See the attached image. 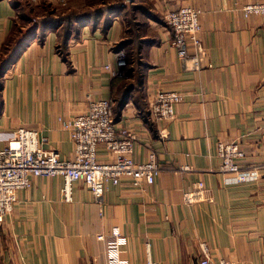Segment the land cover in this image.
<instances>
[{
    "label": "crops",
    "instance_id": "0c3cea01",
    "mask_svg": "<svg viewBox=\"0 0 264 264\" xmlns=\"http://www.w3.org/2000/svg\"><path fill=\"white\" fill-rule=\"evenodd\" d=\"M84 1H70L67 11H77ZM144 1L155 17L145 16L142 24L135 20L138 35L130 42L139 66L132 77L112 79L105 66L120 72L116 47L132 29L128 9L109 16L108 25L104 18L78 25L64 59L57 51L61 26L44 24L47 10H62L59 0H0V57L10 38L28 36L19 37L17 30L26 26L20 28L17 20L35 21L33 37L0 73V150L26 128L37 131L39 148L71 159L74 145L58 118L68 120L86 112L89 99L111 96L114 108L120 103L116 122L136 135L135 159L144 162L155 151L160 164L153 185L134 189L123 178L106 186L101 202L81 182L72 184L66 202L62 177L32 178L1 224L0 264H108L97 237L113 227L126 238L120 258L128 264H198L201 243L213 262L264 264V16L245 18L239 11L260 0ZM181 6L200 11L205 48L200 70L180 61L171 45L163 13ZM125 82L134 86L126 98ZM158 90L183 95L170 122H155L148 112ZM218 142H238L241 166L253 177L243 183L224 178ZM99 157L108 159L103 150ZM197 182L211 202L187 205L183 193Z\"/></svg>",
    "mask_w": 264,
    "mask_h": 264
},
{
    "label": "built area",
    "instance_id": "2783aa9c",
    "mask_svg": "<svg viewBox=\"0 0 264 264\" xmlns=\"http://www.w3.org/2000/svg\"><path fill=\"white\" fill-rule=\"evenodd\" d=\"M35 4L38 0H28ZM71 0H59L64 6ZM239 11L243 17L264 16V0L248 3ZM200 11L191 6H181L166 10L163 18L169 26L171 45L180 61L189 63L190 69L200 70L204 66L205 48L201 41ZM117 57L122 54L116 53ZM112 79L119 72L105 66ZM118 71V70H117ZM183 95L175 90L155 92L149 103L148 112L155 122L174 120V107L182 101ZM112 97L89 99L86 112L68 120L58 118L61 126L69 133L74 145L71 159L62 158L59 153L39 148L37 131L20 128L0 150V227L15 209L18 192L28 189L32 178L62 177L64 185L62 198L71 201L72 184L83 183L96 202H101L108 184L118 185L123 178L129 179L134 189H142L154 184L160 174V164L155 151L147 154L144 162L135 159L134 130L128 125L117 123L113 115ZM103 150L108 157L100 160ZM217 156L220 160L218 172L236 183L246 182L253 177V171L241 166L244 151L238 142H218ZM183 170L190 171L189 167ZM187 205L211 202L202 182H197L192 190L183 193ZM98 240L106 246L108 264H128L120 258L121 247L126 238L119 228L113 227L107 235H99ZM201 258L198 264H235L233 260L213 262L205 243H201ZM147 264H154L148 260Z\"/></svg>",
    "mask_w": 264,
    "mask_h": 264
},
{
    "label": "trees",
    "instance_id": "16d2710c",
    "mask_svg": "<svg viewBox=\"0 0 264 264\" xmlns=\"http://www.w3.org/2000/svg\"><path fill=\"white\" fill-rule=\"evenodd\" d=\"M72 1H74V0H72ZM68 3L64 7H67ZM143 4H144V0H133L132 2H128V3L126 2V0H85L83 2V4H80L78 6L77 11H71V10L67 11L66 8H61L62 10H60V11H58V13L56 12V14H54L53 12L48 13L49 10H47L48 14L46 13V15L44 16V24L47 27L61 26L60 34H61L62 40L60 42V45H58V47H57V51L65 59L66 54H64V52H65V48L67 46V42L70 38V35L75 32V29H76V27H78V25H83V24H86L88 22L99 23L102 20V18H104V20H103L104 23L106 25H108L110 23L109 16H111L114 13H118L120 11H124L127 9H128V13L130 14V17H131L130 21L128 19L127 20L129 21L130 26L132 28V29L130 28L131 31L130 32L128 31V34H130V36L132 37V40H136L137 35H138L137 34V29H138L137 26H140V25L136 24V21H138L140 24H142V21L144 22V19H146V18H144L145 16L150 15L151 17H155L149 11L150 6L149 5L143 6ZM141 32H142V30H141ZM33 33H34V30H33V26H32V29H30L26 34V35H28L27 38H23V39L21 38L20 39V38H17V36L15 35L14 37L10 38L6 42V44H5L6 48H4L5 54L3 53L4 56L0 57V67H1V64L3 62H5L4 66L2 67V70L0 72L1 74L4 72V70L9 65L12 64L13 59L15 57H17L20 49L24 46L25 41L30 39L31 37H33L32 36V35H34ZM8 43H10V44H8ZM17 43H20L19 46L17 45ZM140 43H143V42H140ZM7 44L10 47L12 45V47L7 48ZM125 48L128 49V56L133 55V52L131 50L132 49L131 48V42L127 39L123 40L120 44H118V46L116 47V51L125 50ZM10 52H12V56L6 59L5 57H7ZM135 59L137 60V56L135 57ZM134 62L132 63L130 69L128 70V72L126 74V76H128V77H132L134 68L139 66V63L134 65ZM129 63H130L129 60H127L126 66H128ZM124 87L125 88L123 90L122 95L127 93L125 96V98H126L129 95V93L131 92V90L134 89V86L132 84H131V86H129V83L125 82ZM122 98H124V97H120V99L124 102V99H122ZM114 101L117 102V98H116V100L114 98ZM119 104L120 103L117 102L115 108L113 106V114L115 113V111H117V106H119ZM114 120H115V116H114Z\"/></svg>",
    "mask_w": 264,
    "mask_h": 264
},
{
    "label": "rangeland",
    "instance_id": "374dc122",
    "mask_svg": "<svg viewBox=\"0 0 264 264\" xmlns=\"http://www.w3.org/2000/svg\"><path fill=\"white\" fill-rule=\"evenodd\" d=\"M28 1V0H27ZM72 1V0H71ZM28 3H30L29 1H28ZM30 4H32V3H30ZM36 4V3H35ZM148 4H147V2H145L144 1V4H143V6H147ZM64 6H66V5H64ZM64 6H62V5H60V7L61 8H67V7H64ZM29 9H31V6L30 7H28ZM58 13V12H57ZM128 14V20L130 21L131 20V17H130V14L129 13H127ZM30 15H31V13H30ZM34 15V17H35V14H33ZM29 18H32V17H29ZM138 20V19H137ZM33 23L35 22V21H32ZM31 21H30V24H28V20H21L20 18L17 20V23H18V26L21 28V27H24V26H26V27H24V29L23 30H21V32L20 31H18L17 30V32H18V35L20 36V33L22 34V33H24V32H28L30 29H32V26H33V23H32ZM139 23V22H138ZM127 37H129L127 40H132V37L130 36V34H127ZM131 48H132V46H131ZM132 50V49H131ZM130 50V51H131ZM121 54H122V56H118L117 57V59H118V63H119V65H120V72H119V70L117 71L116 69H114L116 72H119V77H126V74H127V72H128V70L130 69V67H131V65H132V63L134 62V61H136V59L134 58V53H133V55H129L128 56V49H126L125 48V50H121V51H119ZM119 52H117V53H119ZM127 60H129V64H128V66H126V64H127ZM135 65V64H134ZM133 65V66H134ZM118 78V77H117ZM114 115V114H113Z\"/></svg>",
    "mask_w": 264,
    "mask_h": 264
},
{
    "label": "water",
    "instance_id": "95a60500",
    "mask_svg": "<svg viewBox=\"0 0 264 264\" xmlns=\"http://www.w3.org/2000/svg\"><path fill=\"white\" fill-rule=\"evenodd\" d=\"M133 0H127V2H132Z\"/></svg>",
    "mask_w": 264,
    "mask_h": 264
}]
</instances>
